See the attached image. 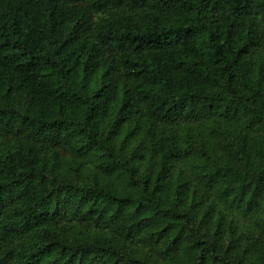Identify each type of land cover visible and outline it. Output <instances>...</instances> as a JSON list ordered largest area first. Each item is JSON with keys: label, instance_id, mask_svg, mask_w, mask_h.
I'll return each mask as SVG.
<instances>
[{"label": "trees", "instance_id": "trees-1", "mask_svg": "<svg viewBox=\"0 0 264 264\" xmlns=\"http://www.w3.org/2000/svg\"><path fill=\"white\" fill-rule=\"evenodd\" d=\"M0 264H264V0H0Z\"/></svg>", "mask_w": 264, "mask_h": 264}]
</instances>
